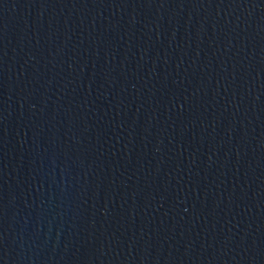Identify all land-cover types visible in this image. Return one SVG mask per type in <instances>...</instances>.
Listing matches in <instances>:
<instances>
[{
  "label": "water",
  "instance_id": "obj_1",
  "mask_svg": "<svg viewBox=\"0 0 264 264\" xmlns=\"http://www.w3.org/2000/svg\"><path fill=\"white\" fill-rule=\"evenodd\" d=\"M0 264H264V0H0Z\"/></svg>",
  "mask_w": 264,
  "mask_h": 264
}]
</instances>
